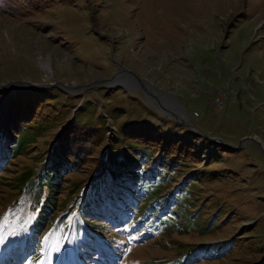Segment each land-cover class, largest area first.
I'll return each instance as SVG.
<instances>
[{
  "label": "rangeland",
  "instance_id": "1",
  "mask_svg": "<svg viewBox=\"0 0 264 264\" xmlns=\"http://www.w3.org/2000/svg\"><path fill=\"white\" fill-rule=\"evenodd\" d=\"M138 79L167 93L195 129L162 113ZM12 80L35 86L10 98L47 93V109L61 118L2 163L9 97L0 90V264L264 262V0H0V85ZM217 90L233 93L219 105ZM76 115H100L113 136L135 121L185 132L200 160L174 182L157 174L139 192L103 188L98 206L78 214L105 169L103 142L94 160L63 176L32 232L46 187L33 195L30 181ZM23 173L32 176L20 183ZM108 194L125 199L122 212Z\"/></svg>",
  "mask_w": 264,
  "mask_h": 264
},
{
  "label": "trees",
  "instance_id": "2",
  "mask_svg": "<svg viewBox=\"0 0 264 264\" xmlns=\"http://www.w3.org/2000/svg\"><path fill=\"white\" fill-rule=\"evenodd\" d=\"M36 93H31L23 99L18 95L14 98L9 97L4 111L5 147L1 157L2 163L6 155L11 154L9 157H12L18 154L27 143L32 142L37 135L51 125L55 116L58 119L61 118L57 112L53 116V112L47 109L53 104L49 101L52 98L51 95L44 93L35 97ZM98 117L100 120L97 122H89L77 115L72 116L69 119L70 124L59 130L45 152L33 174L35 179L30 181L33 195L42 187H46V194L32 232L38 231L54 206V198L51 194L63 180V176L81 168L88 159L94 160L95 157L91 154L103 142H107L104 150L105 169L94 173L96 178L89 183L85 194L87 199L84 198L83 205L77 211L78 214L79 212L83 214L87 209L91 211L98 206L102 200L100 193L103 188L107 189L116 184L119 188L129 189V186L134 185L139 192L143 189L141 182L147 178V175L150 176L149 181L155 182L157 174L163 175L158 178L160 182H174L182 171L189 166H194L200 160V149H195L189 135V138L182 137L185 132L182 135L175 130L163 132L159 125L152 126L135 121L120 122L114 129L116 135L113 136L104 120H101V116L98 115ZM206 155L210 156L209 153ZM31 176L32 174L23 173L17 181L22 183ZM149 187L153 188L151 185ZM125 194L123 191L119 195ZM113 196L108 194L107 197L110 200L108 205H113V208L122 212L125 199L115 202L112 199Z\"/></svg>",
  "mask_w": 264,
  "mask_h": 264
},
{
  "label": "water",
  "instance_id": "3",
  "mask_svg": "<svg viewBox=\"0 0 264 264\" xmlns=\"http://www.w3.org/2000/svg\"><path fill=\"white\" fill-rule=\"evenodd\" d=\"M133 79H135V78H133L132 76L131 77H127V80H129V81H133ZM117 80H119L118 75H114L113 77H111V78H109V79H107V80H105L103 82L105 84H112V83H114ZM137 81L139 82V84L143 88V91H144L145 95L146 96H150L155 101L156 106L158 108H160L161 111H163L162 113H164L165 115H167L169 118H172L175 121L180 122L182 125L188 126L190 130L191 129L192 130L195 129L194 127H190L189 125H187V121H186V119H184L185 116L183 115L182 110L180 111V114H179L174 109H172V108H170V107H168L166 105V103L164 102V100L162 98H166V99L170 100L175 108L178 107L177 103L174 100H171V98L169 97V95L167 93H163L165 95H162V92L159 91V90H157L156 88H154L153 85H151L148 81L139 80V79ZM58 84H60V83H58ZM24 85H27V86L28 85L35 86L31 82H28V81H25V80L24 81H21V80L20 81L19 80H12V81L6 83L5 85H0V90L1 91L5 90L4 91L5 92L4 101L7 102V100H8L9 95H8L7 92L9 90H12L14 88L16 89L18 86L22 87L23 89L27 88ZM61 85H63V84H61ZM63 86H64V89H66V90L68 89L67 91H71V90L77 88V87H68V86H65V85H63ZM36 87H34V88H36ZM2 108H1V110H2ZM246 138H248V137H246ZM246 138H244V139H246ZM211 139L213 141H215V142H221L217 138H211ZM244 139L240 140V142L243 141ZM251 139L253 141H255L254 138H251ZM262 149H263V147H262Z\"/></svg>",
  "mask_w": 264,
  "mask_h": 264
},
{
  "label": "built area",
  "instance_id": "4",
  "mask_svg": "<svg viewBox=\"0 0 264 264\" xmlns=\"http://www.w3.org/2000/svg\"><path fill=\"white\" fill-rule=\"evenodd\" d=\"M233 93V91H229L227 94L225 92H223L222 90H217L216 91V96L218 94V96L214 97L213 101L216 103V104H221L223 102V100L226 98V96L229 94ZM193 116H196L197 114L195 112L192 113Z\"/></svg>",
  "mask_w": 264,
  "mask_h": 264
},
{
  "label": "bare ground",
  "instance_id": "5",
  "mask_svg": "<svg viewBox=\"0 0 264 264\" xmlns=\"http://www.w3.org/2000/svg\"><path fill=\"white\" fill-rule=\"evenodd\" d=\"M164 102H165V101H164ZM171 104H172V103H171ZM171 104L168 105V104L166 103V105H167L168 107L172 108ZM177 105H178V107L175 108V111L178 112V113L180 114L181 107H180V105H179L178 103H177Z\"/></svg>",
  "mask_w": 264,
  "mask_h": 264
}]
</instances>
